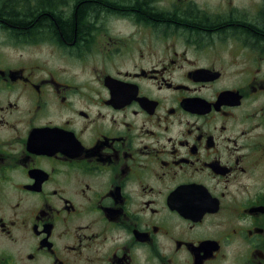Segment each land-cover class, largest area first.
Listing matches in <instances>:
<instances>
[{
    "label": "flooded vegetation",
    "instance_id": "obj_1",
    "mask_svg": "<svg viewBox=\"0 0 264 264\" xmlns=\"http://www.w3.org/2000/svg\"><path fill=\"white\" fill-rule=\"evenodd\" d=\"M0 264H264V0H0Z\"/></svg>",
    "mask_w": 264,
    "mask_h": 264
},
{
    "label": "trees",
    "instance_id": "obj_2",
    "mask_svg": "<svg viewBox=\"0 0 264 264\" xmlns=\"http://www.w3.org/2000/svg\"><path fill=\"white\" fill-rule=\"evenodd\" d=\"M97 11L98 10L95 4L86 3L78 8L77 14L72 13L69 19L63 20L60 14L50 11V13L45 15L43 18H39L35 24L41 25V23H45L55 30H58L57 27L59 25L63 33L71 39L76 29L79 31V33L82 31L83 27L85 26L84 20L86 15L89 14L93 16L97 14ZM13 13L15 16L14 18H17L20 15L19 11ZM21 24L24 25L23 23ZM33 26L34 25L30 26L29 28L35 29Z\"/></svg>",
    "mask_w": 264,
    "mask_h": 264
}]
</instances>
